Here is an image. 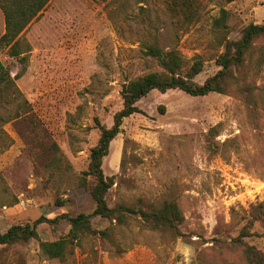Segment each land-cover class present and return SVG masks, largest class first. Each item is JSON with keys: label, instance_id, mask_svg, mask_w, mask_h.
Returning a JSON list of instances; mask_svg holds the SVG:
<instances>
[{"label": "rangeland", "instance_id": "374dc122", "mask_svg": "<svg viewBox=\"0 0 264 264\" xmlns=\"http://www.w3.org/2000/svg\"><path fill=\"white\" fill-rule=\"evenodd\" d=\"M202 5L196 23L174 30L158 2L129 0L115 13L114 5L99 0H50L19 36L24 62L9 57L8 47L0 49L9 77L0 81L1 233L41 216L93 212L94 181L84 172L98 124L112 126L125 82L160 72L144 54V41L155 37L189 64L199 59L202 68L192 81L202 84L219 70L226 41L238 40L249 24L264 25V0ZM222 9L227 30L219 34L212 24ZM234 77L225 93L150 92L136 103L139 112L122 121L102 160L104 176L113 180L109 206L149 209L173 201L183 215L182 236L152 230L137 218L121 225L96 216L91 227L107 236L86 235L61 262L43 255L39 243L68 233L63 218L39 224L37 239L0 245V264H246L233 241L255 206L264 204V38L254 41ZM248 231L244 243L264 253L261 225Z\"/></svg>", "mask_w": 264, "mask_h": 264}, {"label": "trees", "instance_id": "16d2710c", "mask_svg": "<svg viewBox=\"0 0 264 264\" xmlns=\"http://www.w3.org/2000/svg\"><path fill=\"white\" fill-rule=\"evenodd\" d=\"M50 0H0V11L4 18V33L0 37V49L8 47L7 53L11 58H16L21 63L26 60V48L19 37L27 26L35 20ZM105 2V6H113L115 13L122 12L129 4V0H99ZM152 6L157 2L164 9L170 27L174 30H185L196 23L202 12V0H147ZM234 0H226L230 3ZM140 11L145 10L139 7ZM228 12L220 10L219 17L213 21L212 27L219 34L227 30ZM264 38V25L249 24L241 31L236 41H226L223 52L217 57L216 63L219 70L202 84H196L192 80L202 68V62L194 59L190 64L182 55L172 49L163 50L155 40L144 41L142 46L144 54L156 61L160 72H149L122 85L120 96L122 108L115 113L113 124L110 128L98 124V140L90 150L85 177H91L94 181L89 189V194L94 202V210L91 214H77L74 217L66 215L59 219H65L70 228L68 233L60 239L52 242H40L39 248L48 259H58L64 262L74 254V248L81 246V241L86 235H98L101 238L107 236L106 230H95L91 227L90 219L100 217L116 224L124 225L130 218L139 219L145 226L152 230H167L175 236H182L179 226L183 222V215L179 206L173 202H164L160 207L144 209L118 203L109 206L106 194L113 185L112 178L104 176L101 165L104 157L108 155L111 141L120 132L122 121L139 110L136 103L156 90L164 93L168 90L178 89L190 96H205L211 92L225 93L235 79L234 72L240 69L249 56L254 41ZM7 69L0 61V81H6ZM20 75V74H19ZM16 75L15 78H17ZM239 92L247 103H252L248 89L241 87ZM58 218L48 220L43 216L32 223L14 225L5 232H0V245H11L18 242H28L37 239V227L45 222H57ZM254 223L261 225L264 230V204H258L252 210V217L248 219L233 241L242 247V256L246 264H264V253L254 246L244 243L243 238L250 236L248 227ZM74 264L75 261H73ZM83 260L78 264H91ZM92 264H96L95 262Z\"/></svg>", "mask_w": 264, "mask_h": 264}]
</instances>
